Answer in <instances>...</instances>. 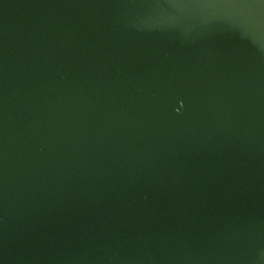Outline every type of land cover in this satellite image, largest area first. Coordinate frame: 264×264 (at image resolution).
<instances>
[{"label":"water","instance_id":"obj_1","mask_svg":"<svg viewBox=\"0 0 264 264\" xmlns=\"http://www.w3.org/2000/svg\"><path fill=\"white\" fill-rule=\"evenodd\" d=\"M0 264H264V0H0Z\"/></svg>","mask_w":264,"mask_h":264}]
</instances>
